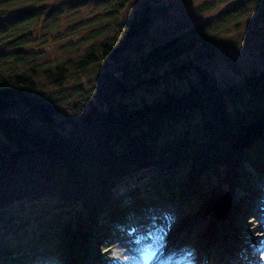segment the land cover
<instances>
[{
    "label": "trees",
    "instance_id": "1",
    "mask_svg": "<svg viewBox=\"0 0 264 264\" xmlns=\"http://www.w3.org/2000/svg\"><path fill=\"white\" fill-rule=\"evenodd\" d=\"M131 1L96 0L100 20L70 36L81 52L47 61L34 44L60 7L0 0V264H106L103 239L166 205L208 213L199 237L216 229L224 190L264 178V65L220 81L200 61L217 44L213 18L149 45L167 6L127 15ZM140 86L152 95L124 98ZM233 217L224 227L244 246ZM213 241L195 247L209 257Z\"/></svg>",
    "mask_w": 264,
    "mask_h": 264
},
{
    "label": "rangeland",
    "instance_id": "2",
    "mask_svg": "<svg viewBox=\"0 0 264 264\" xmlns=\"http://www.w3.org/2000/svg\"><path fill=\"white\" fill-rule=\"evenodd\" d=\"M48 1L60 7L57 11L53 10V13L62 12L59 16L58 27H51L49 29L51 32L41 35L34 47L45 50L41 58L47 61L60 60L66 56L74 55L76 52L80 53L81 47L78 46V43L69 42L70 36L76 30L83 32L88 29L87 27L91 26L93 20H100L103 12L99 6H96V0H32L38 5L47 4ZM142 1L132 0L126 6L125 13L130 14L133 8L141 4ZM149 1L153 5L165 4L167 6L165 12L155 19L151 28L149 45L164 40L202 20L213 18L212 25L215 26L214 24L217 23L219 26L217 44L211 55L200 58V61L210 69L214 76L220 81H225L230 78H238L241 71L258 70L264 65V4L261 5L259 0L249 1L244 5L245 7L249 5L246 10L236 11L229 16H223L222 11L236 0ZM115 21L118 22L120 19ZM100 39L98 38V40ZM188 56L190 53H185L175 62L178 63ZM162 70L163 67L156 68L155 72L159 73ZM173 81L180 83L182 79L174 77ZM150 95L152 92L140 86L125 95L124 98L133 101L134 99L138 100V97ZM4 140L0 131V142ZM252 186L254 191L248 187H236L232 192L230 191L232 203L229 213L225 218L216 219L217 226L213 232H202L199 237L194 235V231L196 233V230L202 231L208 213L193 215L183 207L181 209L178 206L170 207L165 204L164 209L173 210L175 220L169 213H163L166 210L160 208H153L150 213L145 211L146 213L139 214L129 223L130 227L135 226V228L121 226L118 231L111 233L110 237L102 240L100 250L104 253L106 264H158L162 250L169 246L179 234L182 238H184L182 234H187L192 236L191 240L197 239L201 243L208 242V248L211 246V238L217 239L212 243V253H216V255H211V257L204 255L207 261L199 259L196 260V264H264V178L254 180ZM240 204L242 208L238 213L237 207ZM230 213L233 214V219H239L240 214L244 218L243 223L241 222L242 227L237 232L244 238V246L241 245L240 239H236L238 247L234 243V234L231 235L229 233L231 231L224 227L229 221ZM184 215L189 216L188 221L183 224L178 223V219ZM219 220H223V226L220 225ZM167 223L170 225H164ZM176 226L177 232L172 235ZM171 228L173 230L170 233ZM150 243H153V249L146 250L145 248ZM161 246L162 249L157 251ZM225 246L229 249L226 250ZM221 250L227 256L226 259L222 260V255H219ZM143 256L146 257V261ZM89 258H91L89 255L84 258L85 264H91L92 259Z\"/></svg>",
    "mask_w": 264,
    "mask_h": 264
},
{
    "label": "water",
    "instance_id": "3",
    "mask_svg": "<svg viewBox=\"0 0 264 264\" xmlns=\"http://www.w3.org/2000/svg\"><path fill=\"white\" fill-rule=\"evenodd\" d=\"M230 198L231 194L229 190H225L216 198L210 209L211 212L214 213L216 219L225 218L229 213V209L232 203Z\"/></svg>",
    "mask_w": 264,
    "mask_h": 264
},
{
    "label": "bare ground",
    "instance_id": "4",
    "mask_svg": "<svg viewBox=\"0 0 264 264\" xmlns=\"http://www.w3.org/2000/svg\"><path fill=\"white\" fill-rule=\"evenodd\" d=\"M163 245V244H162ZM223 250H221V251H219V255H222V256H225V254L222 252ZM209 257H211V255H216V253H212V252H210L209 253Z\"/></svg>",
    "mask_w": 264,
    "mask_h": 264
}]
</instances>
